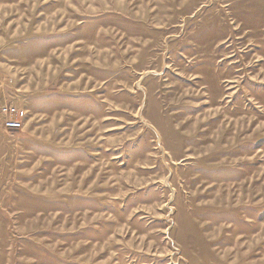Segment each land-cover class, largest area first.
I'll list each match as a JSON object with an SVG mask.
<instances>
[{"label": "rangeland", "instance_id": "374dc122", "mask_svg": "<svg viewBox=\"0 0 264 264\" xmlns=\"http://www.w3.org/2000/svg\"><path fill=\"white\" fill-rule=\"evenodd\" d=\"M0 264H264V0H0Z\"/></svg>", "mask_w": 264, "mask_h": 264}, {"label": "built area", "instance_id": "2783aa9c", "mask_svg": "<svg viewBox=\"0 0 264 264\" xmlns=\"http://www.w3.org/2000/svg\"><path fill=\"white\" fill-rule=\"evenodd\" d=\"M5 111H6V112H8V110H7V109H5ZM9 112H10L11 114H14V109H12V110H9Z\"/></svg>", "mask_w": 264, "mask_h": 264}]
</instances>
